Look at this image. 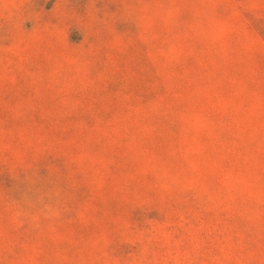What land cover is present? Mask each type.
<instances>
[{"label": "rangeland", "instance_id": "rangeland-1", "mask_svg": "<svg viewBox=\"0 0 264 264\" xmlns=\"http://www.w3.org/2000/svg\"><path fill=\"white\" fill-rule=\"evenodd\" d=\"M0 264H264V0H0Z\"/></svg>", "mask_w": 264, "mask_h": 264}]
</instances>
